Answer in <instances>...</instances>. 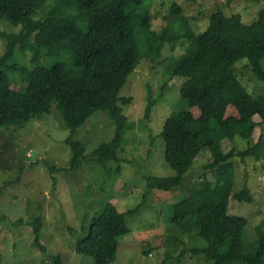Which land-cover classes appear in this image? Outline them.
Wrapping results in <instances>:
<instances>
[{"label": "trees", "instance_id": "1", "mask_svg": "<svg viewBox=\"0 0 264 264\" xmlns=\"http://www.w3.org/2000/svg\"><path fill=\"white\" fill-rule=\"evenodd\" d=\"M152 1L0 0V25L11 27L0 32L5 41L0 54V128L23 125L55 105L69 130L65 141L71 155L62 169L67 172L78 168L86 158L85 144L73 138L76 129L95 111L104 110L114 133L109 141L94 147L90 155L104 169L109 162L118 161L125 134L132 127L120 105L130 102L131 97L119 96V91L140 62L136 32L141 26L150 30ZM166 2L173 21L160 30L156 55L165 42L172 49L178 44L182 47L181 53L162 63L163 70L182 78L179 97L189 108L198 109L201 124L192 128L195 119L189 108L165 119L161 129L163 158L174 174L149 175L146 186L169 190L181 185L200 151L208 149L211 165L221 164L224 175L213 184L201 181L173 203L168 220L186 235L193 232L195 243L189 252L203 256L211 264H264V215L255 226L256 237L244 241L247 217L229 212L232 199L251 203L253 195L247 188L233 190L234 165L228 160L234 155L257 156V142L242 150L232 147L224 152L222 147L223 140L230 141L236 135L249 144L257 125L264 130V93L247 92L234 70L236 62L245 59L253 76L264 82V6L249 23L239 13L213 11L205 29L196 32L188 26L183 29L181 7L174 0ZM18 50L31 51L29 68L6 66ZM63 55H68L67 61ZM51 57L54 61L44 65ZM69 67L81 69V74L67 77ZM4 68L19 72L22 89L11 87ZM147 100L145 116L155 104L154 99ZM229 106L237 112L235 125L226 120ZM255 115L259 117L257 122ZM136 208L120 212L107 201L91 218L86 235L76 241L75 252L89 255L94 264L111 263L119 238L128 232L123 216ZM30 226L32 243L45 251L40 216L34 217ZM47 264H61L60 255H52Z\"/></svg>", "mask_w": 264, "mask_h": 264}, {"label": "rangeland", "instance_id": "2", "mask_svg": "<svg viewBox=\"0 0 264 264\" xmlns=\"http://www.w3.org/2000/svg\"><path fill=\"white\" fill-rule=\"evenodd\" d=\"M167 0H153L150 5V30L137 28L136 41L140 62L128 75L119 96L131 97L130 102L120 103L123 113L132 122L125 134L119 160L109 162L106 168L97 165L90 153L99 143L109 141L114 126L106 111L97 110L79 126L73 138L85 144L83 162L78 168L64 172L71 151L65 139L69 130L55 105L48 113L32 118L20 126L0 128V264H47L52 255L59 254L61 264H94L89 255L77 254L75 244L86 235L91 218L110 201L120 212L135 208L124 214L128 232L118 240L116 257L109 264H211L203 256L192 255L189 248L195 243V235L184 234L173 226L168 218L171 205L189 191L199 186L217 182L223 175L222 165H211L208 149L200 151L181 185L169 190L149 188V175L169 176L174 171L164 161V140L161 129L165 119L189 107L179 97L182 78L164 73L162 63L182 52L165 42L156 55L160 43L159 33L173 21ZM184 17L182 28L205 29L209 15L216 10L226 15L239 13L249 23L257 18L264 0H174ZM162 2V4H160ZM0 25L2 30H10ZM17 31L18 28H12ZM19 49V45L17 47ZM5 41L0 36V54ZM23 52V53H22ZM19 50L6 66L13 64L29 68L30 50ZM65 61L68 55H63ZM43 61V60H41ZM47 58L44 65H50ZM11 87L22 89L19 72L4 68ZM234 70L247 92L264 93V82L257 80L247 61L236 62ZM81 74V69L69 67L67 77ZM154 99L150 113L145 116L147 98ZM189 110L194 117L192 128L200 126L199 111ZM228 124L235 125L237 112L226 109ZM254 120L259 121L257 115ZM249 144L236 135L230 141L223 140L224 152L230 148L245 149L257 142L258 155L244 158L231 157L234 165L233 190L247 188L252 192L251 203L230 202L229 212L247 217L244 241L256 237L255 226L264 215V130L257 125ZM49 166L55 168L49 169ZM53 170V171H52ZM40 216L41 241L45 251L32 243L30 222ZM183 233V234H181ZM166 255L168 257H166Z\"/></svg>", "mask_w": 264, "mask_h": 264}]
</instances>
